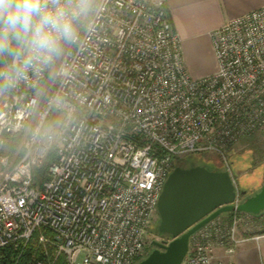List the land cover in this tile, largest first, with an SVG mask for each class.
Segmentation results:
<instances>
[{"label": "built area", "instance_id": "2783aa9c", "mask_svg": "<svg viewBox=\"0 0 264 264\" xmlns=\"http://www.w3.org/2000/svg\"><path fill=\"white\" fill-rule=\"evenodd\" d=\"M83 8L47 63L17 75L0 52V264H137L176 163L215 154L236 186L226 154L264 128V6L211 32L216 69L197 78L165 0ZM262 234L264 211L231 212L181 264H235Z\"/></svg>", "mask_w": 264, "mask_h": 264}, {"label": "water", "instance_id": "95a60500", "mask_svg": "<svg viewBox=\"0 0 264 264\" xmlns=\"http://www.w3.org/2000/svg\"><path fill=\"white\" fill-rule=\"evenodd\" d=\"M156 207L158 236L170 240L167 244L153 242L152 251L137 264H181L190 236L212 220L234 211L253 215L264 211V185L245 196L227 171L202 165L176 166L163 185Z\"/></svg>", "mask_w": 264, "mask_h": 264}, {"label": "clouds", "instance_id": "9594fccd", "mask_svg": "<svg viewBox=\"0 0 264 264\" xmlns=\"http://www.w3.org/2000/svg\"><path fill=\"white\" fill-rule=\"evenodd\" d=\"M83 10V0H0V52L13 56L17 75L34 61L47 63L75 38Z\"/></svg>", "mask_w": 264, "mask_h": 264}, {"label": "crops", "instance_id": "0c3cea01", "mask_svg": "<svg viewBox=\"0 0 264 264\" xmlns=\"http://www.w3.org/2000/svg\"><path fill=\"white\" fill-rule=\"evenodd\" d=\"M262 6L264 0H165L171 27L181 41L188 73L195 78L213 73L216 61L211 32L227 20ZM239 235L245 234L239 231ZM221 256L217 251L216 257ZM234 261L235 264H264V234L241 243Z\"/></svg>", "mask_w": 264, "mask_h": 264}, {"label": "rangeland", "instance_id": "374dc122", "mask_svg": "<svg viewBox=\"0 0 264 264\" xmlns=\"http://www.w3.org/2000/svg\"><path fill=\"white\" fill-rule=\"evenodd\" d=\"M231 174L235 180L238 190L245 191V196L256 193L264 185V128L256 134L241 139L227 154ZM202 165L208 169L221 171L219 160L215 154L187 155L176 163L181 168H189L195 165ZM243 196H240L241 200ZM230 213H223L219 217L225 221L230 218ZM159 218L153 221L149 227V235L146 239L145 251L149 254L154 246L150 243L155 236H158ZM242 233V229H239ZM147 256V255H146ZM144 256L142 259H144ZM141 259V260H142ZM140 261V260H139ZM137 261V263L139 262Z\"/></svg>", "mask_w": 264, "mask_h": 264}, {"label": "trees", "instance_id": "16d2710c", "mask_svg": "<svg viewBox=\"0 0 264 264\" xmlns=\"http://www.w3.org/2000/svg\"><path fill=\"white\" fill-rule=\"evenodd\" d=\"M165 11H166V9H165ZM166 13H167V11H166ZM167 16H168V13H167ZM168 17H169V16H168ZM197 165H198V164H197ZM209 170H214V169H209ZM240 191H241V190H240ZM230 215H231V213H230ZM162 237H164V238L167 239V240H170L169 237H166V236H162ZM31 252H32V249H28L27 252L25 253L26 256L31 255ZM58 264H63L62 260H60V262H59Z\"/></svg>", "mask_w": 264, "mask_h": 264}]
</instances>
